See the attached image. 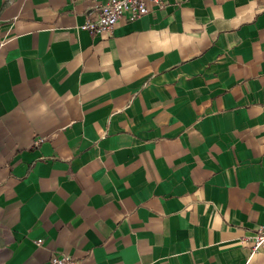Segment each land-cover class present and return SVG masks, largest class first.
Returning <instances> with one entry per match:
<instances>
[{
  "label": "crops",
  "instance_id": "crops-1",
  "mask_svg": "<svg viewBox=\"0 0 264 264\" xmlns=\"http://www.w3.org/2000/svg\"><path fill=\"white\" fill-rule=\"evenodd\" d=\"M107 1L0 0V264H264V0Z\"/></svg>",
  "mask_w": 264,
  "mask_h": 264
},
{
  "label": "built area",
  "instance_id": "built-area-1",
  "mask_svg": "<svg viewBox=\"0 0 264 264\" xmlns=\"http://www.w3.org/2000/svg\"><path fill=\"white\" fill-rule=\"evenodd\" d=\"M170 0H108L100 5V15L97 20H87L81 29L98 35L110 34L120 20L134 19L165 7ZM253 252L264 248V224L250 237ZM42 244V240H38ZM50 264H80L79 261L69 255H54Z\"/></svg>",
  "mask_w": 264,
  "mask_h": 264
}]
</instances>
